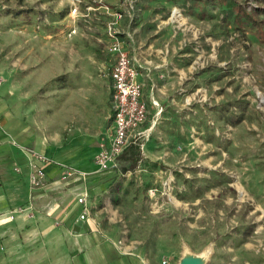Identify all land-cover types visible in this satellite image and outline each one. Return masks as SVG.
<instances>
[{
	"label": "rangeland",
	"instance_id": "374dc122",
	"mask_svg": "<svg viewBox=\"0 0 264 264\" xmlns=\"http://www.w3.org/2000/svg\"><path fill=\"white\" fill-rule=\"evenodd\" d=\"M114 22L152 102L132 170L96 163L114 122ZM0 130L53 160L44 188L0 207V264H67L90 246L264 264L263 0H0Z\"/></svg>",
	"mask_w": 264,
	"mask_h": 264
},
{
	"label": "built area",
	"instance_id": "2783aa9c",
	"mask_svg": "<svg viewBox=\"0 0 264 264\" xmlns=\"http://www.w3.org/2000/svg\"><path fill=\"white\" fill-rule=\"evenodd\" d=\"M71 15L79 12V7L73 2ZM110 38L109 50L115 55V62L111 69V78L115 92L114 97V127L108 141V145L96 156V163L107 170H115L119 167V156L131 143H137L139 137L145 134L141 127L148 119V106L143 99V86L137 80L138 66L124 42L119 37V30L115 22L109 25ZM29 163V179L33 188H44L47 181L46 166L53 160L36 150L26 151ZM17 171L21 173L18 167ZM77 203L82 206L80 218L86 220L90 209L86 193H80ZM14 210L6 214V219H14ZM166 263V262H164Z\"/></svg>",
	"mask_w": 264,
	"mask_h": 264
},
{
	"label": "crops",
	"instance_id": "0c3cea01",
	"mask_svg": "<svg viewBox=\"0 0 264 264\" xmlns=\"http://www.w3.org/2000/svg\"><path fill=\"white\" fill-rule=\"evenodd\" d=\"M120 39L122 40L121 37ZM112 56L115 58L114 54H112ZM137 80L140 82V74H138ZM142 90H143L142 91L143 99L145 100L146 95L144 92V88ZM146 103L148 106V113H149L150 111L149 108L152 102L150 103L148 100V102L146 101ZM152 124L153 123L151 121L149 122L147 119L146 123L141 127V130H144L145 133L148 131L149 133V131L152 130ZM113 127H114V123L111 127V131ZM6 134H7L6 132L0 130V207L5 206L8 208H12L13 206L17 205V202L20 201L21 194H25V198L28 199V196L31 193L30 191L31 189L29 188V186H31L29 179L30 170H29V163L27 156L26 155L23 156V153L21 152H20L21 154H18L17 151L13 149V145L10 142H8ZM20 155H22V158L20 159L22 165L20 167L22 168L24 165L27 170L26 172H24L25 178L28 181V185H26L27 187L26 186L21 187L15 185L13 182L15 179L14 177L18 175L15 172L14 168L18 164L17 160L18 158H20ZM46 171L48 172V165L46 166ZM21 173H23V170ZM16 192H19L20 194H16ZM12 210L13 209H10L8 212L7 211L5 212L10 213L12 212ZM5 220L7 219L5 218ZM11 232L12 229L7 230L5 233L10 234ZM0 234H2V229H0ZM7 250L8 248H2V246H0V256L5 255ZM77 254L78 253H76L75 255L76 257L74 259L70 258V263L67 264H155L153 262L146 263V261H143L142 259H139L136 256L122 255L114 247L90 246L88 248L83 249L79 255ZM0 263H1V259H0Z\"/></svg>",
	"mask_w": 264,
	"mask_h": 264
},
{
	"label": "trees",
	"instance_id": "16d2710c",
	"mask_svg": "<svg viewBox=\"0 0 264 264\" xmlns=\"http://www.w3.org/2000/svg\"><path fill=\"white\" fill-rule=\"evenodd\" d=\"M143 159L144 154L140 145L137 143H131L119 156V163L126 170H132L135 169Z\"/></svg>",
	"mask_w": 264,
	"mask_h": 264
},
{
	"label": "bare ground",
	"instance_id": "6f19581e",
	"mask_svg": "<svg viewBox=\"0 0 264 264\" xmlns=\"http://www.w3.org/2000/svg\"><path fill=\"white\" fill-rule=\"evenodd\" d=\"M174 14H179L178 9L175 10ZM182 261H195L198 264H206V262H207V254L203 253V254H200V255H196V254H192L190 252H185L183 257H182V259H181V262Z\"/></svg>",
	"mask_w": 264,
	"mask_h": 264
},
{
	"label": "water",
	"instance_id": "95a60500",
	"mask_svg": "<svg viewBox=\"0 0 264 264\" xmlns=\"http://www.w3.org/2000/svg\"><path fill=\"white\" fill-rule=\"evenodd\" d=\"M181 264H198L197 262L195 261H182L180 262Z\"/></svg>",
	"mask_w": 264,
	"mask_h": 264
}]
</instances>
